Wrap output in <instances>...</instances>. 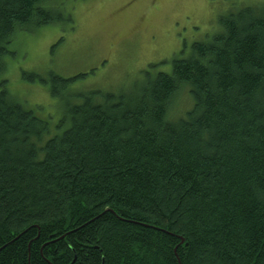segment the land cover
<instances>
[{
    "label": "trees",
    "instance_id": "trees-1",
    "mask_svg": "<svg viewBox=\"0 0 264 264\" xmlns=\"http://www.w3.org/2000/svg\"><path fill=\"white\" fill-rule=\"evenodd\" d=\"M47 1L0 0V75L17 31L71 20ZM218 22L125 93L24 71L64 102L54 133L0 79V264H264V8Z\"/></svg>",
    "mask_w": 264,
    "mask_h": 264
},
{
    "label": "rangeland",
    "instance_id": "rangeland-1",
    "mask_svg": "<svg viewBox=\"0 0 264 264\" xmlns=\"http://www.w3.org/2000/svg\"><path fill=\"white\" fill-rule=\"evenodd\" d=\"M70 21L16 32L5 58L11 97L49 121L53 133L64 115V102L53 97L48 85L31 82L24 71L44 77L84 74L73 84L79 91L128 92L143 80V71H171L172 59L190 51L219 29L218 17L264 0H48ZM166 60L165 63H160ZM156 64L150 68V64ZM160 63V64H159ZM1 89V87H0ZM193 106L187 87L174 96L168 116L182 117Z\"/></svg>",
    "mask_w": 264,
    "mask_h": 264
}]
</instances>
